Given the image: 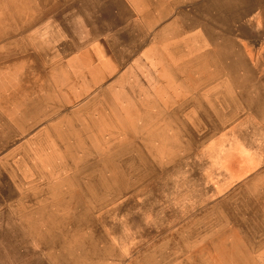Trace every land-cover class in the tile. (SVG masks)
I'll use <instances>...</instances> for the list:
<instances>
[{
  "label": "rangeland",
  "instance_id": "rangeland-1",
  "mask_svg": "<svg viewBox=\"0 0 264 264\" xmlns=\"http://www.w3.org/2000/svg\"><path fill=\"white\" fill-rule=\"evenodd\" d=\"M170 1L0 0V264H264V0Z\"/></svg>",
  "mask_w": 264,
  "mask_h": 264
},
{
  "label": "crops",
  "instance_id": "crops-1",
  "mask_svg": "<svg viewBox=\"0 0 264 264\" xmlns=\"http://www.w3.org/2000/svg\"><path fill=\"white\" fill-rule=\"evenodd\" d=\"M169 5L168 7L166 6V5ZM191 4H193V2H191ZM191 4H188V1H186V3H183V2H181V1H175V0H171L169 3L168 2H163L162 4H161V9H163L164 11H167V10H170V11H172V10H178V8H179V10H178V12H181L182 13V11H183V9H185V10H190L191 8H190V5ZM192 6V5H191ZM193 7V6H192ZM182 8V9H181ZM172 9V10H171ZM175 16H174V14H172V13H170L169 15H167V16H164L163 17V20L161 21V18H160V21H161V24H165L167 21H169V20H175ZM174 25H176V24H174ZM171 26V24L169 23V24H167V25H165V27H160L161 28V36L163 37L164 35H165V33H167V31L169 30L167 27H170ZM171 34L169 33L168 34V36H170ZM172 36V35H171ZM170 36V37H171ZM145 49V48H144ZM143 49V50H144ZM141 51L139 54L142 56V58L145 60V63L146 64H149V60H147L148 59V56L146 55V50H144V51ZM155 70H161V66H159V65H157L156 67H155Z\"/></svg>",
  "mask_w": 264,
  "mask_h": 264
},
{
  "label": "bare ground",
  "instance_id": "bare-ground-1",
  "mask_svg": "<svg viewBox=\"0 0 264 264\" xmlns=\"http://www.w3.org/2000/svg\"><path fill=\"white\" fill-rule=\"evenodd\" d=\"M124 51H125V50H124ZM88 56H89V55H88ZM19 108H20V107H19ZM14 109H15V108H14ZM16 109H17V108H16ZM13 111H14V110H13ZM13 111H12V112H13ZM191 113H192V112H191ZM51 114H52V113H51ZM15 115H16V114H15ZM15 115H14V116H15ZM16 116H17V115H16ZM16 116H15V117H16ZM23 116H24V115H23ZM21 117H22V116H21ZM29 121H30V120H29ZM35 121H36V120H35ZM27 123H28V122H27ZM24 125H25V124H24ZM31 126H32V125H31ZM28 128H29V126H28ZM132 137H133V136H132ZM246 166H247V165H246ZM238 172H240V171H238ZM80 233H81V232H80ZM46 240H47V239H46Z\"/></svg>",
  "mask_w": 264,
  "mask_h": 264
}]
</instances>
